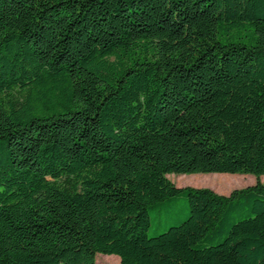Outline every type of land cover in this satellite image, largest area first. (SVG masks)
I'll list each match as a JSON object with an SVG mask.
<instances>
[{
    "label": "trees",
    "instance_id": "16d2710c",
    "mask_svg": "<svg viewBox=\"0 0 264 264\" xmlns=\"http://www.w3.org/2000/svg\"><path fill=\"white\" fill-rule=\"evenodd\" d=\"M264 0H0V264H264Z\"/></svg>",
    "mask_w": 264,
    "mask_h": 264
},
{
    "label": "rangeland",
    "instance_id": "374dc122",
    "mask_svg": "<svg viewBox=\"0 0 264 264\" xmlns=\"http://www.w3.org/2000/svg\"><path fill=\"white\" fill-rule=\"evenodd\" d=\"M168 178L178 188H208L224 196H229L235 190L253 186L258 181L264 185V176L257 177L254 175H169ZM111 257L116 256L98 254L96 261L98 264H118L116 260Z\"/></svg>",
    "mask_w": 264,
    "mask_h": 264
},
{
    "label": "crops",
    "instance_id": "0c3cea01",
    "mask_svg": "<svg viewBox=\"0 0 264 264\" xmlns=\"http://www.w3.org/2000/svg\"><path fill=\"white\" fill-rule=\"evenodd\" d=\"M107 256V255H106ZM112 259H115L116 260V262L118 263V264H121V262H120V259L116 256V257H111ZM110 258V259H111ZM96 264H98V262L96 261Z\"/></svg>",
    "mask_w": 264,
    "mask_h": 264
}]
</instances>
